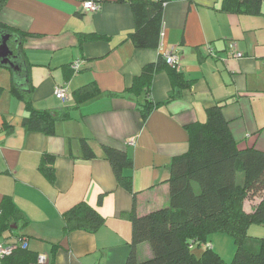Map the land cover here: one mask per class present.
<instances>
[{
	"label": "crops",
	"instance_id": "1",
	"mask_svg": "<svg viewBox=\"0 0 264 264\" xmlns=\"http://www.w3.org/2000/svg\"><path fill=\"white\" fill-rule=\"evenodd\" d=\"M84 1L5 0L0 9V23L24 35L14 38L17 70L0 69V204L9 198L18 211L13 232L1 233L0 242L23 237L28 252L46 255L48 264H125L131 225L122 216L168 207L171 161L188 150L185 127L204 123L208 108L222 104L238 149L264 152V3L249 15L224 12L222 0H167L158 46L137 48L128 34L135 30L130 3L139 0H97V12L82 10ZM89 34L100 37L84 40ZM233 49L243 56L234 58ZM165 53L179 56L183 85L163 104L172 89ZM160 59L149 89L131 92L142 69ZM75 61L80 68L72 72ZM90 84L99 94L77 101L74 92ZM56 86L67 88V101L53 96ZM15 89L35 109H63L69 119L57 122L53 135L25 129L28 113ZM147 99L162 104L145 117ZM81 139L94 158L83 157ZM103 147L131 159L132 193L118 185ZM44 156L53 158L54 181L38 171ZM81 202L104 226L64 235L62 215ZM259 202L247 200L243 209L251 213ZM249 231L264 237L262 226ZM212 237L219 254L222 240ZM136 253L140 261L152 256L146 243Z\"/></svg>",
	"mask_w": 264,
	"mask_h": 264
},
{
	"label": "trees",
	"instance_id": "2",
	"mask_svg": "<svg viewBox=\"0 0 264 264\" xmlns=\"http://www.w3.org/2000/svg\"><path fill=\"white\" fill-rule=\"evenodd\" d=\"M166 1L139 0L130 3L135 30L128 34V39L135 47L158 46L162 9ZM4 3L5 0H0V9ZM263 3L264 0H222L221 10L254 15L260 14ZM0 31L13 38L24 36L1 23ZM99 37L89 34L83 39ZM161 65L160 59L156 65L145 66L134 79L131 92H146ZM167 71L172 89L163 104L176 97L183 85L181 75L174 68L168 66ZM13 94L25 104L28 116L21 123L25 129L53 135L55 124L69 119L63 109L37 110L28 95L16 89ZM98 94L90 84L76 90L74 98L83 101ZM161 104L147 99L141 107L142 114L147 117ZM221 110L222 104L211 106L206 110L204 123L185 127L189 136L188 150L171 161L168 207L143 216H137L133 208L122 216L131 225L130 251L125 264H264V237L248 234L253 225L264 227V152L254 148L238 149ZM80 145L85 159L94 158L84 139L80 140ZM103 154L118 185L132 193L131 159L124 151L114 148L103 147ZM52 163V157L44 156L38 166V171L49 181H54ZM257 197L260 198L259 204L247 213L243 209L244 202ZM17 213L9 198H4L0 204V234L13 232L11 226L17 225ZM62 221L64 235L74 231L93 234L105 224V219L83 202L66 211ZM217 234L228 235L233 241L235 253L230 263H225L211 247L205 246ZM144 243L149 245L152 256L140 261L136 248ZM36 258L37 254L18 249L0 264H31Z\"/></svg>",
	"mask_w": 264,
	"mask_h": 264
},
{
	"label": "built area",
	"instance_id": "3",
	"mask_svg": "<svg viewBox=\"0 0 264 264\" xmlns=\"http://www.w3.org/2000/svg\"><path fill=\"white\" fill-rule=\"evenodd\" d=\"M81 8L84 11L97 12L100 9V3L97 0H87L81 4ZM159 35L160 38L163 36L161 30ZM231 55L237 59L243 56L241 53L236 52L235 49L231 50ZM163 60L167 66L176 69L180 58L176 53H165L163 55ZM79 68H80L79 61H75L70 65V69L72 72H77ZM53 96L60 101H67L69 99V94L65 86H56L53 90ZM128 145L132 146V143H128ZM205 246L210 247L209 245H205ZM18 249L21 250L27 249V240L25 238L19 237L13 243H8V244L4 242H0V262L4 258L11 256L12 253ZM48 261L49 260L46 255L38 254L36 261L31 264H48L49 263Z\"/></svg>",
	"mask_w": 264,
	"mask_h": 264
},
{
	"label": "water",
	"instance_id": "4",
	"mask_svg": "<svg viewBox=\"0 0 264 264\" xmlns=\"http://www.w3.org/2000/svg\"><path fill=\"white\" fill-rule=\"evenodd\" d=\"M11 38L14 40V42H17V40L14 39L12 35L0 31V66L14 71L18 68L16 64L17 57L13 55V51H11L7 45V42Z\"/></svg>",
	"mask_w": 264,
	"mask_h": 264
},
{
	"label": "rangeland",
	"instance_id": "5",
	"mask_svg": "<svg viewBox=\"0 0 264 264\" xmlns=\"http://www.w3.org/2000/svg\"><path fill=\"white\" fill-rule=\"evenodd\" d=\"M60 102H64V101H60ZM250 235H255V234H251L250 231L249 233ZM264 234V233H263ZM216 239L218 241H221V252H219V256L221 257V259L225 262V263H230L234 257V253H235V246L233 244L232 239L228 236V235H222V234H217L214 235L212 237V240Z\"/></svg>",
	"mask_w": 264,
	"mask_h": 264
},
{
	"label": "flooded vegetation",
	"instance_id": "6",
	"mask_svg": "<svg viewBox=\"0 0 264 264\" xmlns=\"http://www.w3.org/2000/svg\"><path fill=\"white\" fill-rule=\"evenodd\" d=\"M16 43L17 42H14V41H11V40H9L8 42H7V45H8V47H9V49L11 50V51H13V53H15V45H16Z\"/></svg>",
	"mask_w": 264,
	"mask_h": 264
}]
</instances>
